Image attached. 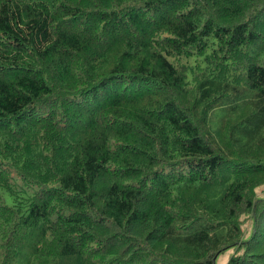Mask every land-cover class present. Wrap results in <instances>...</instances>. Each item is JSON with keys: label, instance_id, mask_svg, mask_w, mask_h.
I'll return each instance as SVG.
<instances>
[{"label": "trees", "instance_id": "obj_1", "mask_svg": "<svg viewBox=\"0 0 264 264\" xmlns=\"http://www.w3.org/2000/svg\"><path fill=\"white\" fill-rule=\"evenodd\" d=\"M260 186L264 0H0V264H264Z\"/></svg>", "mask_w": 264, "mask_h": 264}, {"label": "rangeland", "instance_id": "obj_2", "mask_svg": "<svg viewBox=\"0 0 264 264\" xmlns=\"http://www.w3.org/2000/svg\"><path fill=\"white\" fill-rule=\"evenodd\" d=\"M264 198V186H260L255 189V199H263ZM243 223H242V240L245 241L252 232V224L253 220L250 216H243L242 217ZM242 250L238 251L233 248L230 250L225 251L223 254H221L215 264H226L228 259L233 256L234 254H241Z\"/></svg>", "mask_w": 264, "mask_h": 264}]
</instances>
